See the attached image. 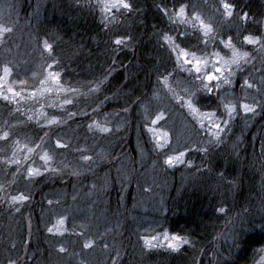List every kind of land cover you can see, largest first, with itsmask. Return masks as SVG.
Returning a JSON list of instances; mask_svg holds the SVG:
<instances>
[{"label":"trees","instance_id":"trees-1","mask_svg":"<svg viewBox=\"0 0 264 264\" xmlns=\"http://www.w3.org/2000/svg\"><path fill=\"white\" fill-rule=\"evenodd\" d=\"M214 1L127 0L131 11H106L103 0H0V17L12 29L0 41V70L10 65L14 78L34 84L45 65H52L69 88L71 101L55 108L60 123L50 134L53 141L59 139L67 147L79 142L91 155L100 145L104 155L118 156L123 166L116 170L104 158L92 176L63 182L64 171L27 178L23 167L14 173L17 166L0 164V177L12 185L6 186L5 197L14 192L29 197L21 204L0 202V264H8L9 259L17 264H73L79 257L87 264H254V259L259 260L256 252L264 246V0H228L236 9L226 21L211 10ZM181 4L189 6L183 22L176 16ZM201 8L216 16L207 38L189 24L190 15ZM162 9L168 10L167 15ZM244 12L246 22L240 19ZM248 35L260 36L261 44H248L244 41ZM117 37H124L126 44L115 45ZM221 37H231L240 53L250 54L251 62L242 60L240 70L231 65L235 75L229 77L230 88L197 95L218 115L225 111L228 97L238 111L219 141L199 146L195 122L184 125L182 111L172 104L177 113L169 128L173 139L159 149L146 122L153 109L143 104L154 99L164 76L172 83L178 79L179 51L219 53L230 60L232 52L223 47ZM45 41L52 45L51 52ZM245 80L253 86L245 85ZM245 99L254 103L255 114L238 108ZM12 112L0 100V119L14 123L11 134L44 136L47 129L18 123L25 119L18 117L22 108ZM106 112L124 118L122 130L108 138L88 127L93 114ZM55 144L49 148L62 157ZM174 147L186 150L185 163L171 167L163 157ZM63 215L65 232H49ZM147 227L185 237L192 246L185 244L178 251L165 245L148 249L143 242ZM85 237L91 238L93 247H84ZM61 246L65 252L59 251Z\"/></svg>","mask_w":264,"mask_h":264},{"label":"rangeland","instance_id":"rangeland-1","mask_svg":"<svg viewBox=\"0 0 264 264\" xmlns=\"http://www.w3.org/2000/svg\"><path fill=\"white\" fill-rule=\"evenodd\" d=\"M106 2L110 3L111 0H103V5ZM214 3H215V8H212L211 10L215 9L218 12V14L221 16V18H223V21H226L228 17L223 15V8L221 5V0H215ZM178 10L179 8L177 9V11ZM211 10L206 11L205 9L201 8L200 11H196L192 13L190 15L191 20L189 24H191L192 26L196 28L198 27L201 30L200 21L195 19V13H199L200 17L203 19V21L206 24H211V22L216 20V16H214V13L211 14ZM183 18L184 17H180L181 22H183ZM4 22L5 21H2L0 17V24H2L5 27H8L7 25H5ZM2 36H0V41L2 39ZM221 39L222 41L228 40V39H225L224 37H221ZM167 43L173 46L168 39H167ZM222 45L224 48H226L223 43ZM187 52L192 53L193 51L187 50ZM195 53H196V56L199 58L208 59L209 62H208L207 68L209 71L212 70L213 62H216V67L224 66L221 63H219L220 57L213 55V53L208 52V54L206 55L200 54L198 52H195ZM177 56L180 61V65H179L180 74L178 72V79L175 80L173 83L169 79L167 84H165L163 81V84L161 83L156 88V90H154L155 91L154 99H151V101L147 100L145 101L146 103L143 104L144 108L147 107L149 109L150 108L153 109L152 113L147 114L146 122H147V127L150 133V136L159 149H162L168 146L172 142V139H173L169 128L172 122V116H174L176 112L171 107L172 104H177L180 110L182 111L183 116H182V113H180V110L176 109V111L180 113L184 125H188V123L194 124L195 122L196 130L194 131L198 138L197 141H198L199 146H204L206 144L215 142L217 138L214 135L215 130L212 129V125L209 123L208 119L203 116L198 117L193 111V109H190L188 107L189 100H191L193 104V108L199 109L201 113L215 112V117L213 119L215 122H218L221 124V129H222L221 133L223 132L225 128L224 122L225 121L229 122V117L226 111L218 115V113H220L218 110L216 111L213 109H209V107L205 105L206 102H204V104L200 102L197 94L200 91H204L203 85L200 83L199 80L195 79L193 75L187 70L188 68L192 67V65H189L185 61L183 50L179 51ZM187 59L191 60L192 57L189 55ZM224 59H227V58H224ZM48 66L49 65H45L42 72L36 75L37 80L34 84L33 82L27 83L23 79V77L19 79L14 78L12 74L4 82L5 90L10 85L17 92H19L21 96L24 97V99H20V97H17V100H19L18 104L15 101L9 102V101H5L2 98H0L2 102L12 107L13 114L14 112H19V108L23 109L24 113H19L18 117L25 118V119L22 121H19L18 123L19 124L28 123V122L33 123L35 124L37 128L47 129V131L45 132L47 133V135L44 134V136L42 137L32 138L27 135L15 136L11 134V137L8 143L5 144L6 146H3L4 143L0 142V164H3L6 168H12V166H17L16 168H14L15 169L14 173L17 172L20 167L21 168L23 167L24 173L26 174L27 178H30L28 177L27 172H26V169L28 168L39 169L42 174L45 172H48L44 170L45 168L44 162L40 159V156H42L44 152H47L48 155L52 157V159L48 162V165H47V167L49 168V171H51V169H58L59 171H64L63 173H66V177L64 178L63 182H67L73 179L72 177L74 176H79V179L80 177H85L87 175L92 176L94 173L93 170L96 169L95 165L97 164L98 161L100 162L101 159H104V158H107L108 162L113 163L114 164L113 166L116 165L117 166L116 170H120V169L123 170V166L118 164V156L113 159L114 156L112 155L110 157L104 155V148L101 147L100 145H97L95 147V149L93 150L94 154L91 155L89 154L90 150L85 149L84 147H80L79 142L71 143L70 145H68L67 150H64L63 148H59L55 144L53 148L55 150H58L62 156L58 158L57 156H55L57 152L49 148V146L52 143H55V141H53L54 137H52V135L50 134L51 132H53L55 126H57L60 122L57 124H49L48 120L53 117H56L60 121V117L56 115L55 108H59V107L63 108L64 106L68 104V103H65V101H70V98H68V95H67L70 93V90L66 85H64V83L60 80V78H59L58 84L54 80H51V79L46 80V77H48L49 72L58 73L53 67L49 68ZM8 67L11 68L10 65ZM224 75H228V73L227 74L224 73ZM0 76H3V68L0 70ZM182 78L185 79L186 82H183ZM21 81H23L24 83L23 84L20 83ZM42 81H44L43 84L41 83ZM224 87L230 88V85L222 83L220 86V90H223ZM47 88H51L52 91H42ZM214 91L216 90L214 89ZM33 93H35L34 97L32 95ZM223 95H226V94L224 93ZM172 97L173 99H176L175 103H173ZM226 102L225 103L228 105L234 104L236 106V104L232 102L231 97H228ZM243 104H248L254 107V103L249 102L245 99L241 102L240 106L238 107L243 112H244L243 107H242ZM54 105H60V106H54ZM237 111L238 109L236 108V112ZM161 114L163 115V118L157 119V117L160 116ZM169 114L171 116H170V119L167 120L169 118ZM98 115H100V117H97ZM123 119H124L123 116L119 114L118 112H114V113L106 112V113H98V114L96 113V114H93V116L91 117V120L88 122V127L89 125H92L91 128L89 127L90 130H92L93 132L95 131L96 133H98V135L108 138L110 134L120 132L122 130L121 126L123 123ZM201 120H203V127L201 126ZM13 124L14 123H10L9 120L0 119V134H2L4 131H8L11 133V128ZM103 127H107L111 129V131L102 132L101 128ZM14 140L19 141V144L18 145L14 144L13 143ZM59 141L61 143V140ZM25 145H27V147H25ZM36 145H40V147L35 148ZM28 148H35V151L30 153L28 151ZM185 151L186 150H179L174 147L173 151H171L169 154L163 157L164 163L168 156L178 155L180 152H184L186 154ZM13 152H15V156H13ZM37 153H39V155H37ZM62 154H65V155H62ZM76 156L78 158L77 159L78 161L75 160ZM84 156L91 157V160L89 161V160L82 159V157ZM9 159H16L20 161V163L18 165L8 164L5 161ZM72 159L74 160L73 163H72ZM183 159L185 160V156L183 157ZM92 161H95V164L92 166L94 168L88 167V165L92 164ZM178 165H181V164L179 163L175 164V166H178ZM51 172H58V171H51ZM74 173H79V175H74ZM13 174L11 175V177L13 176ZM0 185H2V188H0V202H3V203L8 202L7 204H10L9 201L11 200L12 196H17L20 193H22V192H14L12 188H9V191L14 192V193L11 195L9 199H7L5 197L6 195L5 188L6 186L11 187L12 185L10 183L7 184L4 181V179H2L1 177H0ZM9 191H7L8 194H9ZM16 204H21V202L17 201ZM62 218H63V223L60 222ZM65 220H66V216L64 215L58 216L54 220V222L49 226V228L52 229L51 232L56 233V234L65 232L66 230ZM27 226H28V222H27ZM166 234L168 237L175 236L174 234L168 233L166 229L155 230L150 227H147V229L143 231V241L146 245V248L148 249L156 248V247H160L161 245H165L166 247H168V245L172 243V241L170 239H165ZM152 237H156L157 239L152 240L151 239ZM146 238L148 240H151L153 247H148L146 243ZM89 240H91V238L85 237V241H87V243H90ZM76 260L77 261L73 262V264H87V262H85L87 260L83 259V257H79Z\"/></svg>","mask_w":264,"mask_h":264},{"label":"snow or ice","instance_id":"snow-or-ice-1","mask_svg":"<svg viewBox=\"0 0 264 264\" xmlns=\"http://www.w3.org/2000/svg\"><path fill=\"white\" fill-rule=\"evenodd\" d=\"M221 5L223 8V15L226 17H232L233 13L236 9L235 3H229L228 0H221ZM103 7L106 11H111L112 8H116V9L123 8V9L129 10V11L132 10V4L128 3L127 0H111L110 3H107V2L104 3ZM188 7L189 6L187 4H181L179 7V10L176 12V16H178V17L186 16ZM192 7L194 10L195 6L193 5ZM162 11L165 15H167V11H168L167 9H162ZM169 19H172V17H169ZM195 19L200 21L201 30L203 31L204 37L207 38L209 32L212 30L211 24H206L203 21V19L200 17L199 13H195ZM240 19L242 21L246 22L248 20V13L244 12L243 15L240 16ZM11 31H12L11 28L5 27L2 24H0V36H2L6 32H11ZM182 35H183V33H182ZM165 39L170 40L171 38L166 36ZM130 40H131V37H128L127 41H130ZM244 41H246L248 44H252V45L261 44V37L260 36L253 37L251 35H248V36L244 37ZM114 43L117 46L125 45L126 39L124 37H117L115 39ZM204 43L207 44V39L204 40ZM221 43H223L226 48L231 50V52H232L231 59L228 60V59L220 58L219 63L224 65L223 67H216V62H213V67H212L211 71H209L207 68V65L209 62L208 59L197 57L195 52L189 53V52H187V50H183L185 61L189 65H192V67L188 68L187 70L193 75V77L195 79L200 81V83L203 85V90L209 94H211L214 91V89L216 91H219L222 83L231 85L232 81L229 79V77L235 75V73H233V71H232L231 65L234 64L236 66L237 70H240L242 68V65H241L242 60L244 61V63H250L251 62V60L249 59L250 54L247 52L240 53L239 50L236 49L235 46L231 43V37H229V39L227 41H221ZM44 47L49 52L52 51V45L48 44L46 41H45ZM261 47L264 48V44H261ZM189 55L192 57L191 60L187 59V57ZM213 55L219 57V53H213ZM54 63L58 64L59 62L54 61ZM48 67L51 68L52 65H49ZM225 72H227L228 75H224ZM11 74H12L11 68H9L7 65H5L3 67V76H0V98H2L5 101H9V102L15 101L18 104L19 100H17V97H20V99H24V97L21 96V94L19 92H17L10 85L6 88V90L4 88V82L6 81V79ZM169 75H171V73H169ZM59 78H60V73L49 72L48 77H46V80L51 79V80L56 81L58 84ZM163 80H164V83L167 84L168 76H164ZM20 83L23 84L24 82L21 81ZM41 83L43 84L44 81H42ZM244 83L248 87L253 86V85L249 84L247 80H245ZM42 91H52V89L47 88V89H44ZM32 95L34 97L35 93H33ZM217 99L219 100L220 98L217 97ZM65 103H71V101H65ZM222 103L223 102L221 101V104ZM54 106H60V105H54ZM188 107L190 109H193V111L195 112V114L198 117L203 116V117H206L208 119L209 123L212 125V129L215 130L214 135L216 136L217 141H219V137H220V133H221L222 129H221V124L218 122H215L213 119L215 117V112L201 113L199 111V109L193 108V104H192L191 100L188 101ZM223 107L228 114L229 120H231L233 118V114L236 112V106L234 104L233 105L223 104ZM242 107H243V110L245 113L251 112V113L255 114V112H256L255 107H252L248 104H243ZM162 118H163L162 114L157 117V119H162ZM48 123L49 124H57V123H59V120L56 117H53V118L48 120ZM201 126L203 127V120H201ZM224 126H225V128H227L229 126V122L225 121ZM89 127L91 128L92 125H89ZM101 131L102 132H110L111 129H109L107 127H103V128H101ZM45 135H47V133H45ZM10 137H11V133L8 131H4L2 134H0V142H3L6 144V143H8ZM13 143L18 145L19 141L14 140ZM55 143H56V146H58L59 148H66L67 147V145L61 144L59 140H57ZM25 147H27V145H25ZM39 147H40V145L35 146V148H39ZM35 148H28V151L30 153L34 152ZM205 151H207V149H205ZM37 155H39V153H37ZM13 156H15V152H13ZM184 156H185L184 152H180L178 155H170L165 160V163L168 164L169 166H175V164H178V163L183 164V163H185V160L183 159ZM40 159L44 162V165H45L44 170L49 171V168L47 167V165H48V162L52 159V157L49 156L47 152H44V154L42 156H40ZM82 159L90 161L91 157L84 156V157H82ZM5 162L8 164H17V165L20 163V161H18L16 159H9ZM188 163H191V162L189 161ZM51 171H59V170L58 169H51ZM26 172H27L28 177H30V178L34 177L36 175H42L40 170L36 169V168H28V169H26ZM74 175H79V173H74ZM0 188H2V185H0ZM28 199H29L28 196L24 195L23 193H20L17 196H12L9 203L11 205H15L17 201L23 203L24 201H27ZM49 203H51V201H49ZM16 211H19V208H16ZM219 211L225 212V209L220 208ZM60 222L63 223V218L61 219ZM48 231L51 232L52 229L49 228ZM151 239L155 240L157 238L152 237ZM165 239H170L172 241V243H170L168 245V247L173 249V250H176V251H178L185 244L192 246L191 241H189L187 238L182 237L180 235L168 237L166 234ZM146 243H147L148 247H153L151 240H148L147 238H146ZM93 244H94V242L86 243L84 245V247L85 248H91V247H93ZM236 246H238V245H236ZM104 247L107 248L108 246L105 244ZM59 251L65 252L66 249L63 246H61ZM256 254L259 256V260L254 259V264H264V246L259 248L257 250ZM8 264H17V261L9 259ZM113 264H115V262H113Z\"/></svg>","mask_w":264,"mask_h":264}]
</instances>
